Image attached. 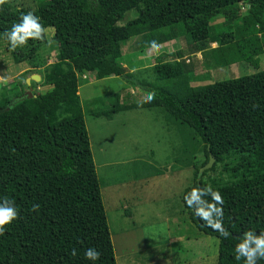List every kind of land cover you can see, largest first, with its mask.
<instances>
[{
    "label": "trees",
    "instance_id": "trees-1",
    "mask_svg": "<svg viewBox=\"0 0 264 264\" xmlns=\"http://www.w3.org/2000/svg\"><path fill=\"white\" fill-rule=\"evenodd\" d=\"M246 3L249 9L240 13ZM36 6L0 3V38L9 45L4 33L22 15L31 12L42 28L40 38L9 48L17 63L28 62L41 75L39 83H31L34 97L25 95L30 70L0 93V203L12 201L17 212L0 232V264H92L84 257L89 247L100 252L95 264H117L79 95L80 76H132L135 72L128 73L123 63L124 45L139 38L128 45L145 51L153 48L151 41L159 45L183 32L187 48L156 58L154 82L137 81L148 92L145 101L121 103L115 94L110 109L94 115L112 120L122 111L162 108L191 129L196 138L191 143L203 146L206 156L201 166L213 155L221 178L207 186L197 179L211 170L196 172L195 189L184 196L187 213L200 231L218 238L217 264H243V258L235 259L236 244L246 231L264 233V156L259 154L264 152V70L193 85L209 75H195L186 57L202 52L209 67L245 62L258 68L264 54V0H37ZM132 10L137 16L120 25ZM217 16L225 20L213 23ZM212 40L219 46L212 48ZM46 44L57 59L47 66L41 54ZM38 84L50 89L39 92ZM196 151L185 147L192 159ZM188 157L186 166L193 164ZM201 211L209 221L219 220L229 235L212 228L198 215Z\"/></svg>",
    "mask_w": 264,
    "mask_h": 264
},
{
    "label": "rangeland",
    "instance_id": "rangeland-1",
    "mask_svg": "<svg viewBox=\"0 0 264 264\" xmlns=\"http://www.w3.org/2000/svg\"><path fill=\"white\" fill-rule=\"evenodd\" d=\"M6 1L30 9L37 8V0ZM240 6V13L249 9L247 3ZM136 16L132 10L119 24L123 26ZM224 20L223 16H217L213 18V23H222ZM175 26L184 29L183 25ZM170 29L164 28L163 31L168 32ZM46 34L50 39L54 30L47 29ZM186 36V32L180 33L178 38L168 41L165 48L145 51H134L128 44L139 41V38L131 39L128 46L122 47V52L128 73L132 70L135 72L132 76L115 77L110 74L103 79L92 74H88L87 78L80 76L79 95L101 180L117 264L218 262V238L204 234L194 223L190 224V215L184 203V196L195 189V183L200 179L205 185L212 186L221 178V165H218L210 168L211 171L196 182V172L202 174L204 166L201 164L205 162L206 156L203 146L191 143L192 139H196L193 138L192 130L177 124L162 108L122 111L113 120L94 115L96 111L109 110L115 94L120 95L121 103L145 101L148 92L137 81L154 82L156 75L152 67L156 58L187 48ZM216 46L219 43L212 40L211 47ZM9 48V43L0 38V93L19 84L23 80L22 74L30 70L28 62L17 63L14 60ZM41 54L46 60L45 66L57 61L55 52L49 50L48 44L42 47ZM259 58L258 68L245 62L218 68L205 65V58L201 54L198 57L191 56L190 63L196 62L192 64L191 71L198 76L209 74V77L193 85L211 84L263 71L264 54ZM30 74L39 73L32 69ZM36 88L39 92L50 89L41 84L36 85ZM186 146L197 149L194 159L186 155ZM259 154L264 156L263 151H259ZM185 157L190 158L193 164L184 165ZM122 204H129L130 211L136 213L131 218L124 216L119 210Z\"/></svg>",
    "mask_w": 264,
    "mask_h": 264
},
{
    "label": "clouds",
    "instance_id": "clouds-1",
    "mask_svg": "<svg viewBox=\"0 0 264 264\" xmlns=\"http://www.w3.org/2000/svg\"><path fill=\"white\" fill-rule=\"evenodd\" d=\"M0 3H3V0H0ZM41 32L42 28L38 23V18L29 12L22 15L20 22L13 24L11 29L4 33V36L10 42V45L15 48L16 46L23 45L27 38H40ZM151 44L153 47L157 46L155 40L151 41ZM187 62H191L190 58H187ZM83 77L87 78V74L83 75ZM213 199L217 203H222V198L219 194L214 193ZM214 210L218 215H222L220 208L217 207L214 208ZM198 215H200L202 219L208 221L212 228L220 230L222 236L227 237L229 235L227 231L222 229L219 220H216L215 222L208 220L207 212L201 211ZM16 216L17 212L12 201L4 200L3 203H0V232H3V226L9 224L16 218ZM234 251L235 259L237 261H240L241 258H243V264H257V260L264 259V233L256 235L253 231H246L241 242L236 244ZM72 254H76L75 250H73ZM84 257L91 261L92 264H95L100 257V252L94 247H89L85 250Z\"/></svg>",
    "mask_w": 264,
    "mask_h": 264
},
{
    "label": "crops",
    "instance_id": "crops-1",
    "mask_svg": "<svg viewBox=\"0 0 264 264\" xmlns=\"http://www.w3.org/2000/svg\"><path fill=\"white\" fill-rule=\"evenodd\" d=\"M167 42H165V43H161V44H159V45H157L156 47H153V48H160V47H162V48H165V44H166ZM217 47V46H216ZM216 47H212V48H216ZM182 49V48H181ZM185 49V48H184ZM179 50V49H178ZM159 54V53H158ZM201 54V57H202V55H203V53L202 52H198V53H195V54H191V55H188V56H194V57H198L199 55ZM186 57V59L187 58H189V57ZM191 60V59H190ZM192 61V60H191ZM193 64H196V62H193ZM125 66H126V64H124ZM210 65H212V66H214L212 63H210ZM235 65V64H234ZM212 66H210V67H212ZM209 67V66H208ZM131 72H133V70L131 71ZM208 76L209 74H204V76ZM119 114V113H118ZM118 114H116V115H118ZM116 115L114 116V118L116 117ZM113 118V119H114ZM112 119V120H113ZM139 162H142V160L141 159H139ZM148 164H150V165H152L151 163H148ZM119 210L121 211V212H123V214H124V216H126V217H132L136 212H134V214L130 211L131 210V208L129 207V204H125L124 206H120V208H119ZM128 214V215H127ZM190 217V216H189ZM189 221H190V224H193V222L191 221V219H189ZM177 223V222H176ZM122 230V229H121Z\"/></svg>",
    "mask_w": 264,
    "mask_h": 264
},
{
    "label": "water",
    "instance_id": "water-1",
    "mask_svg": "<svg viewBox=\"0 0 264 264\" xmlns=\"http://www.w3.org/2000/svg\"><path fill=\"white\" fill-rule=\"evenodd\" d=\"M32 81L40 82L41 81V76L39 74H36V75H32L31 77L27 78L26 83H27L28 86H30V89L25 95L28 96V98L34 97L33 88L31 87ZM215 161H216V158L213 155H210L209 162L202 169V173L204 171L209 170L210 168H212L214 163H215Z\"/></svg>",
    "mask_w": 264,
    "mask_h": 264
}]
</instances>
